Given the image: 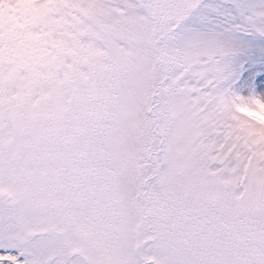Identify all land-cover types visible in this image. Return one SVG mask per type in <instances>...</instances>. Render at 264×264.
<instances>
[{"label":"snow or ice","instance_id":"6c2138e0","mask_svg":"<svg viewBox=\"0 0 264 264\" xmlns=\"http://www.w3.org/2000/svg\"><path fill=\"white\" fill-rule=\"evenodd\" d=\"M0 264H264V0H0Z\"/></svg>","mask_w":264,"mask_h":264}]
</instances>
